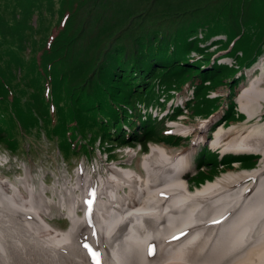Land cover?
Wrapping results in <instances>:
<instances>
[{
    "label": "rangeland",
    "instance_id": "obj_1",
    "mask_svg": "<svg viewBox=\"0 0 264 264\" xmlns=\"http://www.w3.org/2000/svg\"><path fill=\"white\" fill-rule=\"evenodd\" d=\"M247 1L255 13H252V8L243 13L241 19L244 23L239 31L245 26L250 31L242 41L239 36L235 40L231 38V28L227 24L230 29L227 37L223 31H219L217 36H208L204 30L214 23H223L221 12L224 3H215L202 11L185 14L188 17H183L178 23L179 29L170 31L181 41L182 58L177 57V64H180L177 66H172V60L168 59L169 69L154 67V64L145 68L146 59L136 57L137 48L133 42L129 43L126 58L121 63L128 72L130 59L140 62V68L136 66V69H140L137 73L142 78L138 85H143V88L136 92L140 87L131 88L128 81L120 80L121 89L117 94L122 95L123 102L111 110L112 119L109 121L104 116L93 118L97 113L94 106L71 103L64 95L59 75L46 83L44 75L38 71V59L45 61L66 53L73 58L70 76L83 81L94 74V71L89 74L84 72L91 70L87 43L92 35L72 45L69 28L73 20L68 19L64 28L61 27L60 21L67 14L62 10L64 0H0V175L11 180L9 190H0V254L7 262L4 264H29L25 242L19 248L14 247L27 241L31 231L29 220L36 228L46 222L57 231L61 240L69 239L73 234H69L70 231L77 232L84 224L82 219L88 215H96L97 225L104 227L111 211L136 207L140 216L158 225L153 231L154 244H162L172 229L185 220L199 217L213 202L234 197L239 184L249 183L253 178L234 180L231 177L227 184L197 195H190L187 191H194V188L226 171L241 173L255 166L262 168L263 175L264 157L260 162L259 155L239 157L225 150L238 148L239 137L246 134L244 128L223 133L216 145L210 142L216 126L226 128L232 124H244V121L248 124L264 122V109L258 117L248 120L237 104L241 86L247 82V72L260 59L264 61V12L259 10L264 0ZM225 6L230 9L229 4ZM230 11L232 16L223 15L225 22L238 19L237 7ZM91 21L83 16L76 24L80 29H85L88 35L93 31L89 25ZM191 26L195 29H191ZM162 33L165 36L159 40L164 41L163 46L175 47L170 34L165 30ZM113 39L100 52L121 43L117 40L113 42ZM151 44L155 46L152 54L162 58L160 53H156L158 43H146L148 49ZM43 49L44 55H41ZM258 52L261 54L256 58ZM184 57L186 59L182 61ZM69 63L66 61L64 65ZM248 63L251 64L246 66ZM145 69L151 72L145 75ZM32 82L35 83L33 86H27ZM137 120L148 126L138 127ZM202 120L214 125L211 124L209 128L204 125L198 129V123ZM174 121H181L177 122L181 123L178 129L183 134H189L188 137L178 135L171 126ZM131 138L133 140L127 142ZM151 145L158 147L149 155ZM181 151L184 152L182 156H174ZM95 162L94 168L100 171L103 167L108 170L111 164L118 165L112 167L113 171L108 177L100 175L97 185L89 182L92 175L88 172L87 175L82 174L76 184L68 178L81 168L92 169ZM182 166L191 168H188L189 174L184 175L187 185L171 174ZM25 167L31 171L25 173ZM23 174L27 175V180L21 179ZM41 179H45L48 185L44 186ZM2 182L5 180L0 176V184ZM63 184L76 186V200L73 203L69 199H61ZM24 185L31 189L30 194L27 193L29 196L21 194ZM83 185L91 189L90 198L98 201L93 208L87 198L76 195L82 192V189L77 190ZM235 185L236 190L228 189L230 186L234 189ZM133 194L138 197H133ZM107 195L118 204H110ZM8 196L11 198L7 199ZM23 203L41 208L46 214H27L22 208ZM64 204H67L66 213ZM107 204L109 208L103 209ZM223 208L236 212L238 205L226 203ZM66 217L71 219L69 228ZM160 226L165 228L164 232ZM133 227L142 229L136 224ZM188 237L165 245L161 253L176 252L157 264H174L177 256L209 264L204 262L207 248L196 256L192 245L181 246ZM254 239L253 245L261 243L258 235ZM242 251L243 248H238L214 262L245 264L241 259ZM120 253L121 246L117 255L119 260ZM139 253L141 256L144 251ZM42 254L46 258H41L37 264H78L72 248L69 251L62 248L45 249ZM141 262L144 264V261Z\"/></svg>",
    "mask_w": 264,
    "mask_h": 264
},
{
    "label": "bare ground",
    "instance_id": "obj_2",
    "mask_svg": "<svg viewBox=\"0 0 264 264\" xmlns=\"http://www.w3.org/2000/svg\"><path fill=\"white\" fill-rule=\"evenodd\" d=\"M247 74V82L241 86V94L237 97V104L239 105L240 112L247 115V119L250 120L254 117H258L259 113L264 109V61L260 59L253 66L252 70L247 72ZM214 115L215 114H213V117ZM206 121L207 120L200 121L197 128L201 129L204 125L209 128L212 123L208 124ZM137 122L138 127L148 126V124L143 121L137 120ZM177 122L181 121H174L171 123L174 130L179 133L178 135H182L184 137L188 136V134L180 132L178 125H181V123ZM244 122V124H232L225 126L226 128H224L223 125L216 126L213 131L214 136L211 138L210 142L212 145H216L223 133L242 127L246 130V134L239 137L238 148L234 151L229 148H225V150H229L230 152L238 155L243 153H256L261 157V162L264 157V122H254L251 124H248L247 121ZM132 140L133 139L131 138L127 141L130 142ZM198 140L200 139L198 138ZM157 147L158 145H151L149 155ZM183 154L184 152L181 151L180 153H175L174 156L180 157ZM96 163L97 162L93 164L92 169L81 168L73 175H70L71 178L69 176L68 178L76 184L77 179L82 174L87 175L90 173L92 176L89 178V182L97 185L100 175L108 177L113 171L112 167L118 165L111 164V166H108V170L107 167H103L100 171L98 168H94ZM188 168H190V166L176 168L171 174L174 175L177 180L182 181L185 184L186 181L184 179V175L189 174L187 171ZM29 171H31L29 167L24 168L25 173ZM0 176L5 180V182L0 184V190H4L5 192V189H10L9 185H11V180L4 175ZM231 177H233L232 179L234 180L236 178H253V180L249 183H242V185L239 184V190L236 192L234 197H226L222 200L213 202L205 208V213H202L199 217H192L189 220H185L178 225L176 229H172L165 236L166 240L163 241L162 244H154L155 238H153V231L158 225L152 220L140 216L137 213L138 208L130 207L128 209L111 211L109 216L110 218L104 227H99L97 225L96 215H88L87 218L82 219L84 224L77 230V232L70 231L69 234H73L69 239L60 240L57 231L46 222L36 228L29 220L28 224L31 231H29L27 235V241L24 240L21 243L15 244L14 247L19 248L25 242V246L29 251V264H37L41 258H46L42 254V251L53 248H62L66 251H69L71 248L74 249L78 264H143L141 260L144 261V264H157L166 257L174 255L176 252L168 251L167 253H161L160 251L163 250L165 245H167L170 241H175L188 235L189 237L187 242L182 243L181 246L185 247L186 245H192L195 248L196 256H199L203 250L207 248L208 251L204 252V254H206L204 262H208L209 264H215L214 261L222 260L228 253H232L238 248H243L241 259L245 261V264H264V173L262 175V168L254 166L252 169L243 170L241 173H227L226 171L225 173L217 176L214 180L207 181L200 187L198 186V188H194V191L187 192L190 195L203 193L213 187L227 184V181L230 180ZM21 179L27 180V175L22 176ZM40 181L44 184V186L48 185L45 179H41ZM79 183H83V181H79ZM231 187L232 186L228 189L232 191L236 190V185L234 186V189ZM75 188L76 186L74 185L67 186L66 184H63L61 190L62 193L60 194L61 199L63 201L69 199L73 203L76 200ZM80 189H82V192L76 195H81L80 197L83 195L87 198L91 208H93L98 201L90 198L89 193L91 189L86 188L83 185L82 187H78L77 192H79ZM250 189H252L251 192ZM28 192L30 194L31 189L24 185V192H21V194L23 196H27ZM133 197L137 198L138 195L133 194ZM10 198L11 196L7 197V199ZM34 198L36 199L37 197ZM106 198L110 204L112 202H114V204H118L113 197L107 195ZM226 203L237 204V211L229 212L224 209L223 206ZM22 208L27 214H36L40 216H44L46 214L45 210L33 207L27 203H23ZM63 208L64 213H66L68 211L67 204H64ZM102 208L108 209L109 205H104ZM61 216L64 215L61 214ZM26 218L31 219L32 217ZM66 218L68 220L67 224L69 228L71 226V219L68 217ZM224 219L225 221L221 222ZM165 223H167V221ZM134 224L138 225L142 229L134 228ZM159 228L163 230V232L165 231L163 226H160ZM84 229H86V231H84ZM205 229H207V231H205ZM257 235L260 238L261 243L259 245H253L255 241L254 238ZM250 240H252V242L248 244ZM120 246L121 253L119 260L117 255L119 253ZM139 251H144V254L140 256ZM81 253L84 255L86 260ZM192 253L194 252L192 251ZM72 262H74L73 259ZM4 263L7 262L0 254V264ZM174 264L200 263L197 260L186 256H177Z\"/></svg>",
    "mask_w": 264,
    "mask_h": 264
},
{
    "label": "trees",
    "instance_id": "obj_3",
    "mask_svg": "<svg viewBox=\"0 0 264 264\" xmlns=\"http://www.w3.org/2000/svg\"><path fill=\"white\" fill-rule=\"evenodd\" d=\"M215 3H224L221 12L223 18L221 21L223 23H214L212 26H206L204 30L207 31V35H219L217 33L223 31L227 37L230 30L227 27L228 25L231 28V38L235 40L239 36L242 41L250 31L247 26L239 31L244 23L241 19L243 13L248 12L250 8H252V13H255L254 8L246 0H64L62 10H64V13L67 12V14L62 17V19L65 18L66 20L61 27L64 28L68 19L73 20L69 28L72 45L77 40L81 39L84 41L92 35L90 42L87 43L90 52L91 70L90 72L84 70V72L89 74L94 71V74L84 78L83 81L76 76H70L69 72L72 71L71 61H73V58L66 53L45 61L38 59V71L44 75L46 83H50L53 76L59 75L60 84H63L64 95L71 103L76 106L82 104L83 106H94L97 108V113L93 118L98 115L99 117L104 116L106 120L111 121V110L123 102L122 95L117 94L121 89L120 80H123V82L128 81V85L131 88L140 87L135 90L136 92L141 91L143 88V85H138L142 78L137 73L140 69H136V66L140 68V62L130 59V71L128 70V72L124 70L126 66L121 63L122 59L126 58L125 52L128 50L126 47L129 43L133 42L135 44L137 48L136 57L146 59L144 61V63L146 62L144 64L145 68L153 64L154 67L168 68V59L172 60V66L180 65L177 64L178 60L176 59L177 57L179 59L182 58L181 41L177 36H173L170 31L179 29L178 23L183 17H188L185 14L202 11L203 8ZM227 4L230 5V9L225 6ZM263 5L264 1H262L259 10L264 12ZM235 7H237L238 19L225 22L223 15L232 16L230 10ZM181 15L184 16L180 17ZM83 16L92 19L89 24L93 27L91 34L86 35L87 31L80 29L76 24L80 17ZM191 29H195L194 26H191ZM164 30L165 33L170 34V39L176 44L175 47H165L163 46L164 41L162 39L159 40V38L165 36L162 33ZM112 39L113 42L117 40L121 43L114 45L108 51L103 50V53L100 52ZM152 41L158 43V51L156 53H160L162 58L152 54L151 50L155 47L153 44H151L150 49L147 48L146 43L150 44ZM259 54L261 52H258L256 58ZM41 55H44V49ZM185 59L186 57L181 60L184 61ZM66 61H70V63L65 66L64 63ZM250 64L248 63L246 66ZM150 72L151 70L145 69V75ZM33 84L35 83H28L27 86H33Z\"/></svg>",
    "mask_w": 264,
    "mask_h": 264
}]
</instances>
